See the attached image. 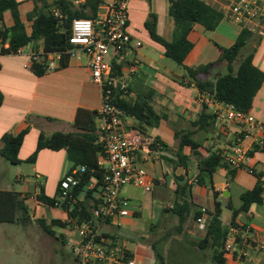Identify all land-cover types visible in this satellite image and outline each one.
<instances>
[{
	"label": "crops",
	"instance_id": "obj_1",
	"mask_svg": "<svg viewBox=\"0 0 264 264\" xmlns=\"http://www.w3.org/2000/svg\"><path fill=\"white\" fill-rule=\"evenodd\" d=\"M16 1L18 2L17 8H19L20 1ZM103 1L105 0H101V2ZM33 7L34 3L30 9L24 12V19L18 10L20 19L28 31L31 22L27 20V13ZM3 19L6 26L13 23L12 17L10 23L5 21L4 14ZM240 30L241 27L237 23L226 18H223L214 30H206L200 24H195L187 35L193 45L184 58L183 65L195 67L211 62L203 54L211 40L221 51L218 56H222L223 49L234 43ZM137 40L139 39H135V36L132 35L131 46L125 52L127 55H132V59L127 60L128 62L136 61L135 73L130 75L119 69L127 83V93L122 98L130 102L140 98L145 99L152 105L155 112L162 116L156 125L148 127L142 135L154 146L150 148L149 152L138 151L137 160L147 168V173L155 180V184H165V176L170 179L171 185L174 187V189L171 188V194L174 192V201L172 205H167L165 210H171L175 202L182 203L183 200L190 204L189 212L184 220V222L187 220L189 225L183 224V222L182 230L179 231V215L175 213L178 223L175 224L177 226L175 228L178 232L187 231L188 233L191 227L192 232H195L201 239L204 238L207 224L201 227L196 222V218L201 213L194 216V212L200 210L201 207H205L208 212H214L216 203H219V219L224 228L228 230V226L232 224L233 220L238 226L248 225L251 228L250 235L261 239L264 236V202L252 203L245 211H239V207L242 204L240 195L245 190L252 189L257 181L255 174L264 171V150L250 149L249 159L243 168L231 170L230 167L217 165L210 178H204L205 183H197L200 161L213 151L224 153L232 143L236 128L232 126L228 131L223 132L214 120L201 117L198 122L204 106L207 108L204 112H208V114H212V108L201 102L200 96L203 93L186 77L183 66L175 68L161 63L159 60L164 55V49L159 43V48L153 45L142 46V43L135 47L134 44ZM36 45L37 48H35ZM246 46L249 49L242 56L252 53L253 64L264 72V38L252 33L242 48ZM38 48H42L40 41L36 44L28 43L23 47L21 53H0V94L2 97L0 103V148L3 134H16L28 127V132L18 151V157L21 160L20 163H29L28 167L33 174L34 182L40 186L39 191H35L34 194L27 195V193L19 192L25 209L19 210L17 215L22 216L23 219L13 222L1 221L0 238L3 235L7 238L9 230L13 229L12 226L9 228L2 226L3 224L14 223L16 228H19V224L27 228L38 225L37 219H44L46 222L51 219H59L63 222L71 221L72 226L64 227V229L73 233L75 221L69 217L68 212L60 206L43 203L36 199V196L41 191L48 196H54L60 180L75 164H92L100 156L97 136L101 121L98 118L97 110L101 102V92L99 86L91 79L87 58L82 56L79 60L65 59V65L61 66L59 63L58 67L44 70L37 75L33 66L27 65V53L31 49ZM153 50H156V53L158 51L156 57L153 55ZM221 65L226 68L225 62ZM208 76L209 73L202 74L204 78H208ZM249 111L258 120L264 122V80L253 98ZM124 122L133 126L135 124L134 117L131 116H128ZM166 129L171 137L170 141L165 139L164 130ZM40 132L45 135H50L53 132H68L71 134L70 146L58 150L41 148L33 161H26L36 148ZM187 132H191V138L199 146L196 149L197 153H194L189 146H184L181 154L186 157V160L180 162L177 154L179 150L178 134ZM244 143L248 145L249 141L246 140ZM5 161L11 165L20 164L11 163L0 155V163L5 166L7 165ZM248 168H252L253 172H250ZM232 171L233 173H231ZM37 179H43V183ZM207 180L210 182L209 189L206 187ZM46 184H54L55 189L52 193L45 190ZM185 184L188 185V189L184 192L182 188ZM136 188L139 187L125 185L121 188V194L131 202L134 196L133 190ZM0 190L18 192L10 188L0 187ZM153 191L154 188L151 193ZM184 193L187 197L184 196ZM93 196L97 199L96 194ZM233 197L238 199L235 206L232 204ZM79 198L83 199L82 195ZM221 199L228 210L224 211L221 208ZM88 201L90 204L94 203V199ZM196 201L199 202V205L196 204ZM234 210H237L235 215ZM135 213L138 214L139 211L136 209L130 211L133 216ZM125 219H128L127 216ZM209 219L210 216L207 218V223ZM118 226L106 225L104 230L113 239L125 244L134 256L136 264H156L157 259L154 251L139 243L132 246V243H128L125 238L113 230ZM39 228L46 233L40 226ZM46 234L52 237L50 234ZM62 236L66 239V235ZM202 253L210 258V264L215 263L214 246L208 244ZM223 256L225 264H264V253L255 249L251 239L242 240L238 237L234 252Z\"/></svg>",
	"mask_w": 264,
	"mask_h": 264
},
{
	"label": "built area",
	"instance_id": "obj_2",
	"mask_svg": "<svg viewBox=\"0 0 264 264\" xmlns=\"http://www.w3.org/2000/svg\"><path fill=\"white\" fill-rule=\"evenodd\" d=\"M79 6L84 0H70ZM130 0H105L99 5L95 18L74 17L70 22L69 46L62 51H45L43 48L28 51V66L41 65L44 70L58 67L60 60H79L87 58V67L91 79L101 92V102L97 115L101 121L97 142L101 146V154L96 166L103 169L100 180L101 201L91 210V216L73 223L77 236L75 240H67V245L76 257L78 264H136V260L124 243L106 235V225H119V218L130 215L129 199L121 194L125 185H134L146 192H151L155 180L138 162L140 150L150 151V142L145 140L130 123H125L126 112L113 101L114 94L120 97L127 93V83L122 72L112 68V61L120 65L127 74L135 73L136 61L130 63L126 58V50L131 46L132 35L129 33L128 4ZM217 5L223 10L224 18L237 23L251 33L264 38V0H203ZM51 13L62 18L59 7L53 6ZM141 45L137 40L135 47ZM4 47H8L7 43ZM23 47L10 53H21ZM203 104L212 108L214 121L223 132L235 126L236 134L229 148L222 153L223 160L230 168L245 167L249 159L250 149L264 150V122L258 120L249 110L237 109L231 103L215 101L208 93L200 96ZM249 141L246 145L244 142ZM94 168L91 169L93 171ZM250 172L252 168H248ZM87 171L84 164L73 166L60 180L58 199L72 198V190L80 183L82 175ZM264 172V171H263ZM264 185V173L259 176ZM94 180L87 184L92 188ZM201 215L196 222L203 227L207 224L209 213L205 207L200 208ZM250 227L245 225L228 226L223 245L225 254H232L237 238L251 239L258 252L264 253V236L257 239L250 235Z\"/></svg>",
	"mask_w": 264,
	"mask_h": 264
},
{
	"label": "trees",
	"instance_id": "obj_3",
	"mask_svg": "<svg viewBox=\"0 0 264 264\" xmlns=\"http://www.w3.org/2000/svg\"><path fill=\"white\" fill-rule=\"evenodd\" d=\"M168 14L174 21V34L171 39H166L159 35L155 30L154 22H145V27L152 40L156 41L163 47L165 56L171 58L176 63L183 66L186 77L192 81L200 92L208 93L215 101L220 103H231L237 109L248 111L251 107L253 98L260 88L264 80V72L256 67L252 62V53L245 56L240 55L241 48L246 44L249 36L252 34L245 28H241L234 43L223 49L221 60L226 64V71L218 74L213 79L202 77V74H208L214 62H209L195 67H187L183 65L184 58L192 48V42L187 38L189 31L195 24H200L206 30H214L224 18L223 10L217 5L207 3L203 0H168ZM34 7L27 13V20L31 22L30 30H26L24 22L20 19L18 12V2L16 0H0V53H10L17 48L26 46L30 42H41L42 48L45 51H62L66 49L68 38L70 36V22L74 17L95 18L98 6L101 0H84L79 6H74L70 0H33ZM57 6L60 8L63 17L58 18L51 13V8ZM10 11L13 23L10 26L4 24L3 13ZM7 43L8 47H4ZM37 48V45L35 46ZM64 57L60 60V65H65ZM113 70L119 72L120 65L115 61L111 63ZM34 72L39 75L44 72V68L39 64L32 65ZM0 94V103H1ZM113 101L117 106L122 108L128 116L134 117V127L142 135L148 127L156 125L161 115L157 114L152 105L145 99H138L130 102L125 98L120 97V93L114 94ZM206 106L202 111L201 117L214 120V115L208 114ZM28 132V127L22 129L16 134L5 133L1 136L2 146L0 155L11 163H20L18 151L21 147L23 138ZM179 147L178 158L180 162L186 160V157L181 154L184 146H189L194 153L199 144L191 138V132L178 134ZM71 142V134L68 132H53L50 135H45L40 132L38 135L36 148L33 153L27 157L26 161H33L36 158L37 152L41 148H50L58 150L68 148ZM98 149L101 154V146L99 143ZM153 148V144L149 145ZM97 160L92 164H84L87 166V171L82 175L80 183L72 190V198L65 200L58 199V188L54 196H48L41 191L36 199L49 205H57L68 212L69 217L75 222L91 216V210L96 207L101 201L100 180L103 169L96 166ZM80 165V164H75ZM217 165H222L229 168L223 160V155L218 151L211 152L207 157L203 158L198 164L199 174L196 182L203 184L204 178L208 179L215 171ZM93 171H91V169ZM231 170H234L233 168ZM253 171V170H252ZM204 173V174H200ZM233 173V171L231 172ZM256 173V184L252 189L245 190L241 195L242 201L239 211H245L252 203L264 202V185L262 186L259 176L263 174ZM90 180H94L95 184L92 188H88L87 184ZM184 192L188 189L185 184L182 188ZM97 195V199L93 196ZM82 195L83 199L79 196ZM186 196V193H184ZM89 199H94V203L90 204ZM23 199L19 192L0 190V222L22 221L23 217L18 216L19 210H24L22 204ZM189 203L186 200L183 202H175L171 210L179 215V231L182 230V223L189 212ZM184 213V214H183ZM201 213L200 210L194 212ZM210 219L207 223L206 235L199 241L198 247L203 249L208 244L215 247V263L225 264L224 253L222 246L224 245L228 230L224 228L219 219L220 210L216 203L214 212H208ZM237 210H234V215ZM36 223L48 234L61 239L62 234H57L55 228H64L72 226V222H63L59 219H51L46 222L44 219H37ZM233 226H238L232 220ZM241 227V226H239ZM108 235V234H106ZM156 264H161L159 260ZM164 264V263H162Z\"/></svg>",
	"mask_w": 264,
	"mask_h": 264
},
{
	"label": "rangeland",
	"instance_id": "obj_4",
	"mask_svg": "<svg viewBox=\"0 0 264 264\" xmlns=\"http://www.w3.org/2000/svg\"><path fill=\"white\" fill-rule=\"evenodd\" d=\"M18 1H20L18 10L22 19H24V12L30 9L34 2L33 0ZM168 6V0L129 1V33L135 36V39H139L142 46L160 47L156 41L151 39L145 27V22H154L156 32L162 37L166 39L173 37L174 21L168 14ZM3 14L5 21L10 23V11L6 10ZM248 49V46L242 48L240 55H244ZM157 53L156 50H153L154 57ZM218 53H221V51L217 49L213 40L209 42V47L203 51L206 59H210L211 62L214 61L209 71V79H213L218 74L226 71V68L221 65L224 62L221 60L222 56H218ZM126 58L131 60L132 55L126 54ZM159 61L175 68L181 67L180 64L165 55ZM164 133L165 139L170 141L171 137L168 135L167 129L164 130ZM5 162L7 164L5 166L0 163L1 188L15 189L18 192L27 193V195L39 191L40 186L35 184L28 162L17 165ZM149 165L148 163L147 166L149 167ZM165 177L166 183L155 184L152 193L141 188L133 190L134 196L130 202L129 210L136 209L139 213H135L134 216L132 214L128 215V219H125L126 216L125 218H119V226L113 230L125 238L128 243H132V246L139 243L153 250L157 261L159 260L161 264H210V258L202 253L205 247L203 249L198 247L201 238L191 231V227L188 233L187 231L178 232L175 228L177 223L175 212L165 210L167 205H172L174 201V192L171 194V188L174 189V187L171 185L170 179L167 176ZM37 181L43 183V179H37ZM206 187L210 188L208 180ZM54 189V184L45 185V190L49 193H52ZM198 203L196 201L197 205H199ZM237 203L238 199L233 197L232 204L235 206ZM220 205L224 211L228 210L225 208L222 199ZM186 223L188 224L187 220L183 224ZM2 226H8L9 228L12 226L13 229L9 230L7 238L5 235L0 238V264H78L76 257L67 245V240H75L77 236L75 231L69 233L64 228H56L58 234L66 235V239L64 237L57 239L54 236L49 237L38 225L26 228L19 224V228H16L14 223H5ZM225 256H227V253Z\"/></svg>",
	"mask_w": 264,
	"mask_h": 264
}]
</instances>
